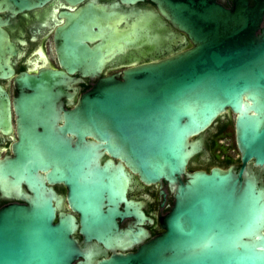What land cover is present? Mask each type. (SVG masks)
<instances>
[{
    "label": "water",
    "instance_id": "1",
    "mask_svg": "<svg viewBox=\"0 0 264 264\" xmlns=\"http://www.w3.org/2000/svg\"><path fill=\"white\" fill-rule=\"evenodd\" d=\"M167 11L193 46L126 71L123 79L103 78L83 94L67 117L68 131L79 136L75 147L50 128L51 116L38 132L32 115L53 111L51 97L65 95L69 75L21 76L32 90L17 99L26 125L0 177L13 176L24 203L0 209V264H264V29L258 35L264 5L189 0ZM119 43L114 39L112 48ZM0 91V126L10 131V99ZM41 97L46 107L36 104ZM229 112L242 166L189 170L198 154L209 155L205 137ZM101 148L111 155L105 162ZM50 169L48 182L65 184L67 195L40 177L39 170ZM134 174L147 184L168 182L175 201L161 217L162 232L127 253L149 237L141 225L153 221L144 202L127 196ZM23 181L33 194L22 192ZM130 217L141 225L122 228ZM79 233L114 253L96 260Z\"/></svg>",
    "mask_w": 264,
    "mask_h": 264
},
{
    "label": "flooded vegetation",
    "instance_id": "2",
    "mask_svg": "<svg viewBox=\"0 0 264 264\" xmlns=\"http://www.w3.org/2000/svg\"><path fill=\"white\" fill-rule=\"evenodd\" d=\"M196 1V0H195ZM227 8H233L247 2L251 7L264 5V0H214ZM189 0H0V86L10 99L12 128L10 131L0 126V165L5 159L16 156L15 149L20 142V133L25 127L24 113L17 99L21 93H31V81L21 79L24 74H39L47 70L63 71L70 79L63 83L65 95L51 97L55 109L52 112H33L37 116L35 130L43 132L47 129L45 119L51 116L50 128L63 135L75 147L79 142L76 131H68L67 117L70 111L80 105L83 94L92 90L103 78L117 75L123 79L126 71L142 65L184 52L193 46L190 36L178 29L172 22L167 7L171 4H186ZM264 18L258 35L263 32ZM120 43L112 48V41ZM119 46V47H118ZM96 72V73H94ZM58 88H56L57 90ZM63 90V91H64ZM1 93V91H0ZM1 97V94H0ZM38 107H46L49 101L39 98ZM233 113L221 120L215 131H208L204 145L209 155L202 158L198 154L189 165V170L206 169L209 165L224 166L222 162H212V149L218 139H229V131ZM235 135V120L233 121ZM85 139L93 144L102 145L94 136ZM217 140V141H216ZM228 145L232 152H237V159L225 156L229 165L242 166L236 138ZM225 151V150H224ZM102 162L111 155L106 149ZM226 153V152H225ZM120 162V159H114ZM195 161V162H194ZM228 165V166H229ZM210 166V167H211ZM255 169H258L254 166ZM39 170L40 177L52 186L60 195L68 194V187L63 183L50 184L48 172ZM263 176H264V172ZM12 181L0 177V209L20 202L19 189ZM22 192L33 194L30 185L20 183ZM128 198L144 202L143 211L153 221L143 225L134 217L121 220L122 228L144 227L149 237L133 244L127 253L136 252L143 243L162 232L161 217L167 214L174 205V192L171 185L143 182L134 174L129 188ZM125 204L122 205V208ZM78 238L85 249H91L96 260L110 257L114 251L105 245L92 241L85 243L84 236ZM118 248V251H121ZM96 253H100L97 256ZM86 261V258H82Z\"/></svg>",
    "mask_w": 264,
    "mask_h": 264
},
{
    "label": "rangeland",
    "instance_id": "3",
    "mask_svg": "<svg viewBox=\"0 0 264 264\" xmlns=\"http://www.w3.org/2000/svg\"><path fill=\"white\" fill-rule=\"evenodd\" d=\"M50 104L51 105H54V102L52 101V102H50ZM52 108L53 109H55V106H52ZM233 121H234V118L232 117V119H231V123H229L230 124V131H229V134H230V136H229V140L228 141H226L224 138H221V139H218V141H217V143H216V145L215 146H213V147H211V149H212V162H222V164L224 165V166H228L229 165V162H226L224 159V157L225 156H231L232 158H236L237 159V157H238V155H237V152L236 153H234V152H232L231 151V149H229V147H228V145H226V144H230L231 142L230 141H232L233 142V140H234V132H233ZM225 150V151H224ZM226 152V153H225ZM210 166L211 165H209V167L208 168H210Z\"/></svg>",
    "mask_w": 264,
    "mask_h": 264
}]
</instances>
